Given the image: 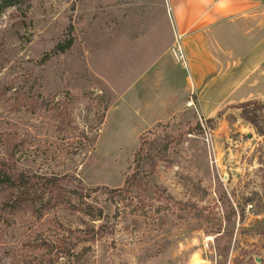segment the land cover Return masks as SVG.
<instances>
[{
	"label": "rangeland",
	"instance_id": "obj_1",
	"mask_svg": "<svg viewBox=\"0 0 264 264\" xmlns=\"http://www.w3.org/2000/svg\"><path fill=\"white\" fill-rule=\"evenodd\" d=\"M141 1L0 0V170L25 183L0 186V264H264V136L241 105L207 136L193 108L154 122L179 81L132 83L176 37ZM141 137L169 149L126 192Z\"/></svg>",
	"mask_w": 264,
	"mask_h": 264
},
{
	"label": "crops",
	"instance_id": "obj_2",
	"mask_svg": "<svg viewBox=\"0 0 264 264\" xmlns=\"http://www.w3.org/2000/svg\"><path fill=\"white\" fill-rule=\"evenodd\" d=\"M157 1L175 42L132 85L155 75L153 92L173 75L180 86L156 97L154 122L190 108L212 120L227 107L264 102V0Z\"/></svg>",
	"mask_w": 264,
	"mask_h": 264
},
{
	"label": "trees",
	"instance_id": "obj_3",
	"mask_svg": "<svg viewBox=\"0 0 264 264\" xmlns=\"http://www.w3.org/2000/svg\"><path fill=\"white\" fill-rule=\"evenodd\" d=\"M72 40L70 39L65 44H57L51 53H63L66 49H69L71 47ZM248 105L253 106L252 110H248L246 107ZM242 109L241 111V117L250 123L252 127H254L258 133L259 136H264V130L259 127V117L257 116V110L258 105L256 102H247L244 104H241L239 107ZM206 122H210V120H206ZM198 129L201 130L200 125L197 126ZM140 145L138 151L135 153L133 157V173L128 176L125 180V189L124 191L128 192L129 190L133 188H140L141 186L145 185L144 180L147 179L149 176H151L154 168H155V155L153 154V151L156 150L159 154H166L168 152L169 146L168 144H163L159 149H156L155 145H149L146 146V142L142 137L140 138ZM55 180L52 181V186H54L57 191H59V186L55 184ZM25 184L23 183V179H19L18 177H12L2 170H0V186L7 187V188H19L20 185ZM85 198L88 196H84ZM99 229L103 230V227L100 226ZM102 233H100V236Z\"/></svg>",
	"mask_w": 264,
	"mask_h": 264
},
{
	"label": "built area",
	"instance_id": "obj_4",
	"mask_svg": "<svg viewBox=\"0 0 264 264\" xmlns=\"http://www.w3.org/2000/svg\"><path fill=\"white\" fill-rule=\"evenodd\" d=\"M180 53H181V52H180ZM203 121L205 122V120H202L201 118H199V125H200L202 131H203V132L205 133V135L207 136V134H208L207 132H208L209 130H208V127H205V126H204V122H203ZM254 217L259 218V216H255V215H254Z\"/></svg>",
	"mask_w": 264,
	"mask_h": 264
}]
</instances>
